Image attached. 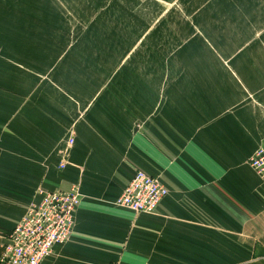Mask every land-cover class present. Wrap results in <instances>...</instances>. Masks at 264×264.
I'll use <instances>...</instances> for the list:
<instances>
[{
	"label": "crops",
	"instance_id": "crops-1",
	"mask_svg": "<svg viewBox=\"0 0 264 264\" xmlns=\"http://www.w3.org/2000/svg\"><path fill=\"white\" fill-rule=\"evenodd\" d=\"M182 71L141 99L134 84L100 93L96 82L75 113L36 126L28 148L0 153V264L41 195L73 186L74 234L41 264H264V182L247 163L264 146V96L251 102L229 76ZM138 170L168 189L155 214L116 205Z\"/></svg>",
	"mask_w": 264,
	"mask_h": 264
},
{
	"label": "rangeland",
	"instance_id": "rangeland-1",
	"mask_svg": "<svg viewBox=\"0 0 264 264\" xmlns=\"http://www.w3.org/2000/svg\"><path fill=\"white\" fill-rule=\"evenodd\" d=\"M49 1L0 0L2 154L28 148L47 117L79 110L96 82L100 93L134 84L141 99L183 70L264 96V0H77L78 11Z\"/></svg>",
	"mask_w": 264,
	"mask_h": 264
},
{
	"label": "built area",
	"instance_id": "built-area-1",
	"mask_svg": "<svg viewBox=\"0 0 264 264\" xmlns=\"http://www.w3.org/2000/svg\"><path fill=\"white\" fill-rule=\"evenodd\" d=\"M74 139L68 141V148ZM66 163H61L65 168ZM249 166L264 182V146L259 147L249 160ZM168 189L156 178L138 170L117 199L119 208L135 214H155L168 195ZM82 195L78 186L67 192L53 191L41 195L25 217L12 230L5 245L3 264H41L53 254L57 245L72 238L76 214Z\"/></svg>",
	"mask_w": 264,
	"mask_h": 264
}]
</instances>
